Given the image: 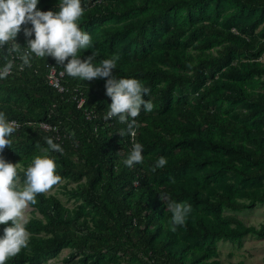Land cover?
Segmentation results:
<instances>
[{"label":"trees","instance_id":"trees-1","mask_svg":"<svg viewBox=\"0 0 264 264\" xmlns=\"http://www.w3.org/2000/svg\"><path fill=\"white\" fill-rule=\"evenodd\" d=\"M88 1L101 2L102 0H81V4ZM253 6H264V1L242 0ZM188 0H139L135 4H123L122 8H111L117 14L127 13L130 8L151 12L143 14L141 18L124 29V33L139 28L140 31L146 25L155 23L165 24L169 12L177 10L189 4ZM60 0L39 1L37 10L59 11ZM99 5V4H98ZM95 16H99L95 13ZM94 18V17H92ZM89 21L83 20L86 25ZM31 28L32 25H24ZM111 34H120L118 29H108ZM189 33L188 40L195 41L199 34L207 33L214 41L223 42V47L215 56L199 57L194 60L192 56H186L177 51H163L156 53V62L145 63L143 60L126 61L121 58L117 61L113 75L117 78L138 79L144 87L151 92L158 84H164L161 93L162 116L150 117L141 111L137 117L135 142L146 149H167L194 143H204L214 150L232 153L244 162L255 168L247 172L243 167L224 157L212 155L204 159L185 152L177 160L167 162L166 167L152 172L147 163L128 168L123 160L132 150L133 140L127 135V124L120 123L116 119L104 121L103 117L111 104V98L106 96V80L96 79L83 81L79 78L69 77L65 74V84L72 90L77 89L85 98V109H79L75 102L67 95H61L51 88L46 80L47 64L58 65L51 58H36L34 55L31 67L19 69L20 53L8 57L14 60V68L7 79L0 80V94L4 93L13 100L22 101L31 109L22 106L0 108L8 120L15 119L22 124V128L11 137L12 147L6 148L0 153L6 161L31 166L34 158L45 153L40 152V147H46L44 138L51 137L55 143L63 148V153L50 152L49 155L56 162V174L68 175L74 179L85 178L82 197L87 204L93 205L102 215L96 228L90 225L83 217L79 209H68L62 205L59 199L52 195H37V203L32 205L37 209L46 222L31 218L27 221L26 228L30 233L29 246L31 252L23 249L17 256L9 259L6 264H35L47 255H55L67 245V235L61 232L67 228L74 229L77 233L87 235L99 242L114 239L118 246H122L121 239L141 247L161 260V264H197L205 255L203 253L192 254L191 258L185 251L173 250L170 238L167 235L158 238L161 233L162 221L171 218V213L166 209V203L160 199L159 192L166 193L171 199H186L191 203L203 206L206 209L216 211L222 208L242 210L249 208L255 202H264V194H260L250 204L240 202L225 192H217L213 197L204 196L197 188L175 189L169 184L153 186L152 180L161 176L171 175L184 171L190 164H214L220 169L232 171L247 180L264 179V139L251 138L245 126L236 124L228 118H221L218 114L206 108L197 109L191 106H177L175 112L168 111L175 91L187 90L191 87L200 88L206 77H214L218 71L229 64L234 55H253V48L249 42L235 31L224 30L214 24L202 23L178 25L169 28L164 36L167 44L178 43ZM34 39V35L32 37ZM16 42L21 46V53L27 47V39L23 30L18 34ZM213 44V42L211 43ZM201 48H207L208 43L200 41ZM0 49V68L5 63V52ZM92 52L96 53L93 64L114 56L111 53L90 48L80 50L78 55L86 60ZM67 63V62H65ZM191 70L192 73L179 71ZM64 70V69H63ZM150 92V94H151ZM210 90H199L200 98ZM149 94V95H150ZM149 95L145 96L147 100ZM86 110L91 113L87 118ZM49 122L59 129L60 138L53 133L42 130L36 123ZM124 130L121 136L119 131ZM241 134L247 142L255 146L254 150L240 146L234 142L233 136ZM39 146V147H38ZM75 156V159L72 158ZM23 176V171H20ZM77 192H74V194ZM234 224L235 228H231ZM11 226L10 222L9 225ZM4 225H0V237L3 236ZM186 235L197 240H236L247 234H264V225L261 228L247 226L239 218L226 217V225L214 223L212 220L197 219L193 224L189 217L186 225L178 228ZM52 233L57 239L38 237L39 233Z\"/></svg>","mask_w":264,"mask_h":264},{"label":"rangeland","instance_id":"rangeland-1","mask_svg":"<svg viewBox=\"0 0 264 264\" xmlns=\"http://www.w3.org/2000/svg\"><path fill=\"white\" fill-rule=\"evenodd\" d=\"M53 1V0H39ZM139 0H102L101 2L88 1L82 4L85 9L83 16L77 22L81 29L92 37V47L100 51L118 55L119 58L132 61L143 60L145 63L156 62V53L163 51H177L186 56H192L194 60L204 56H216L223 47V42L214 41L207 33L199 34L195 41H189V33L178 43L167 44L164 36L169 28L189 23L214 24L224 30L235 31L244 37L253 48V55H234L223 69L214 77H206L202 87H191L187 90H176L171 100L168 111L175 112L177 106H193L197 109L206 108L215 111L221 118L233 120L236 124L245 126L251 138L264 139V6L253 7L242 0H188L189 4L177 10L169 12L165 24L155 23L146 25L142 31L136 28L124 33V29L137 21L143 14L151 12L130 8L127 13L117 14L111 8H122L123 4H135ZM259 2V0H256ZM264 1V0H260ZM99 4V5H98ZM98 13L99 16H95ZM94 17V18H92ZM90 23L83 25V20ZM118 29L120 34H111L108 29ZM207 42V48H201L199 42ZM213 42V44H211ZM179 71L191 74V70L179 69ZM164 84H158L151 92L147 100L154 104L150 117L162 116L161 93ZM208 89L210 92L202 99L198 95L199 90ZM10 106L19 107L30 111L27 104L9 98L6 94H0V108ZM176 113V112H175ZM234 142L248 150H254L255 146L247 142L241 134L233 136ZM192 153L199 158L212 155L224 157L247 172L255 167L239 159L232 153L214 150L204 143H194L167 149H146L143 151L144 162L151 168L150 163L156 162L160 157H165L167 162L177 160L183 153ZM75 159V156L72 157ZM8 162V161H7ZM13 163V162H10ZM17 164V163H14ZM21 171L29 166L20 164ZM62 181L54 186L47 195H52L60 200L68 209H79L83 217L91 226L96 228L101 213L91 204H87L79 194H82L83 184L86 179H74L68 175H62ZM153 186L169 184L175 189L197 188L204 196L213 197L217 192H225L240 202L250 204L260 194H264V179L247 180L232 171L220 169L214 164H190L184 171L161 176L152 180ZM74 192H77L74 194ZM177 202H185L192 206L190 215L193 224L197 219L212 220L216 224L226 225V217L239 218L247 226L261 228L264 225V202H255L249 208L231 210L222 208L212 211L201 205L191 203L186 199H176ZM166 203V202H165ZM27 221L36 218L46 222L42 214L32 205L26 211ZM168 222L162 221L161 233L158 238L167 235L171 241L173 250L185 251L188 257L192 254L203 253L205 257L197 264H264V234H247L236 240H197L177 229L172 233L167 228ZM227 226L235 228L234 224ZM67 235L69 240L61 251L55 255L42 257L35 264H161V260L153 256L149 250L145 251L125 239H121L122 246H118L114 239L99 242L87 235L77 233L72 228L61 232L60 236ZM57 239L52 233H39L38 237ZM31 252L29 246L25 249Z\"/></svg>","mask_w":264,"mask_h":264},{"label":"clouds","instance_id":"clouds-1","mask_svg":"<svg viewBox=\"0 0 264 264\" xmlns=\"http://www.w3.org/2000/svg\"><path fill=\"white\" fill-rule=\"evenodd\" d=\"M39 0H0V49L5 52V63L0 68V80L7 79L14 68V60L8 59L20 53L19 69L31 67L33 55L36 58H53L58 65L63 66L69 77L83 81L96 79L106 80V96L111 98L104 121L116 119L127 124V135L133 140L132 150L123 160L128 168L144 162L143 145L135 142L137 117L141 110L151 113L154 104L144 97L151 92L150 88L135 78H117L113 75L116 69L118 55L93 64L96 53L82 60L78 53L92 47V37L81 29L77 23L85 9L81 0H60L59 11L37 10ZM31 24V28L24 25ZM23 30L27 39V47L21 53V46L16 42L18 34ZM34 35V39L32 38ZM67 62V63H65ZM41 127H46L41 125ZM19 125L14 120H8L4 112H0V153L12 147L11 137L17 132ZM121 136L124 130L119 131ZM46 147H40L43 156H36L26 170L21 180L20 163L7 162L0 156V225H4L3 236L0 237V264L17 256L23 249L29 247L30 233L26 228V211L30 205L37 203V195L46 194L61 183L62 177L56 174V162L47 155L50 152L63 153L60 144L53 138H44ZM39 147V146H38ZM167 159L160 157L152 166V172L166 167ZM160 199L166 202V209L171 213L167 228L175 233L178 228L186 225L193 212L192 206L185 202H177L166 193L159 192ZM9 222L11 226L9 225Z\"/></svg>","mask_w":264,"mask_h":264},{"label":"built area","instance_id":"built-area-1","mask_svg":"<svg viewBox=\"0 0 264 264\" xmlns=\"http://www.w3.org/2000/svg\"><path fill=\"white\" fill-rule=\"evenodd\" d=\"M64 70L58 68L56 65L52 63L47 64V75H46V80L48 85L53 88L57 93L61 95H67L69 96V99L75 102L77 107L79 109H85V98L79 94L78 90H72L65 84V74L61 75ZM87 118H91V113L86 110ZM14 120L17 122L19 125V128L17 131H19L22 128V124L15 120V119H10ZM42 130L49 131L53 133V135L58 139L60 138V133L59 129L56 125H53L49 122L45 121H40L36 123ZM41 125H45L46 127H41Z\"/></svg>","mask_w":264,"mask_h":264}]
</instances>
